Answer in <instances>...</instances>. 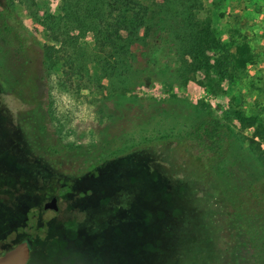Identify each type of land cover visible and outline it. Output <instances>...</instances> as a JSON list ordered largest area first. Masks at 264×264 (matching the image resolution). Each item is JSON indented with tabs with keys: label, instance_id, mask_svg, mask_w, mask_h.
Here are the masks:
<instances>
[{
	"label": "rangeland",
	"instance_id": "1",
	"mask_svg": "<svg viewBox=\"0 0 264 264\" xmlns=\"http://www.w3.org/2000/svg\"><path fill=\"white\" fill-rule=\"evenodd\" d=\"M125 1L133 6L151 4V0ZM63 2L14 0L16 13L32 34L42 42L55 44L57 65L49 79H44L45 92L39 93L43 102L50 103L49 130L56 132L53 137L89 145L103 138L120 142L122 135L137 140L138 135H149L155 121L146 120L141 130L139 117L146 118L151 112L155 116L158 107L127 102L118 105L113 94L168 100L162 106L173 114L180 113L182 122H186L185 117L196 118L207 112L220 114L227 106L235 113L227 123L231 135L228 155L214 166L205 188L183 186L181 181H173L156 170L152 144L163 141L142 144L129 154L101 164L96 171L81 175L76 174L84 169L87 154L60 158L65 161V172L56 170L46 158V193L56 192L55 183L61 177L63 180V193L58 194L62 196L60 213L43 211L45 219L56 216L63 226L56 232L59 237L52 251L70 255L64 261L67 264L73 258L93 264L87 256L92 250L99 253L105 248L110 264H264V140L255 135L257 129L264 128V0H243L239 4L232 0H204L205 9L200 15L210 18V28L220 44L206 51L210 67L206 71L177 68L171 63L174 55L170 53V72L155 70L156 74H147L142 83L124 90L121 80L104 76L97 63L101 53L95 49L94 31L81 35L72 28L59 37L63 41L77 40L85 47V59L78 60L80 68L60 57L64 47L47 37L51 30L40 21L59 16ZM110 21L112 35L143 32L139 25ZM243 41L252 50V62L238 69L231 62L221 64L223 50L233 52ZM132 50L137 52V60L145 62L140 47L132 46ZM163 52H167L166 48ZM35 59L39 60L37 53ZM1 102L0 160L15 162L13 152L18 147H24L27 156L39 155L40 138L33 132L32 122L26 119L23 124L19 119L29 107L7 93ZM160 126L170 130L167 124ZM174 128L181 129V124ZM251 183L261 202L251 196ZM37 190L30 188L26 192L43 194ZM29 215L33 224V213ZM63 235L75 241L73 249H68ZM8 239L5 237L3 242ZM81 248L89 253L84 255ZM49 256L45 264H54L56 256Z\"/></svg>",
	"mask_w": 264,
	"mask_h": 264
},
{
	"label": "trees",
	"instance_id": "2",
	"mask_svg": "<svg viewBox=\"0 0 264 264\" xmlns=\"http://www.w3.org/2000/svg\"><path fill=\"white\" fill-rule=\"evenodd\" d=\"M1 5L0 102L7 93L29 107L19 119L23 124L27 123L26 119L32 122L33 132L40 138L37 146L39 153L45 155L56 170L65 172L62 166L64 160L60 158H69L71 154L88 156V160L83 163L84 169L76 174L81 175L96 171L101 164L129 154L142 144L163 141L152 144L154 151L151 158L156 170L173 181H181L183 186L205 188L214 166L224 161L229 152L231 135L227 123L235 113L230 106L220 114L207 112L196 118L185 117L183 119L186 122H182L179 120L180 113L173 114L162 106L168 100H157L151 96H126V93L113 94L112 98L116 99L118 105L127 102L141 107H158L155 116L151 112L146 118L139 117L138 128L141 130L145 129L146 120L155 121L151 130L148 129L149 135H138V140L122 135L120 142L103 138L101 142L89 145L64 142L58 135L52 136L56 132L49 130L50 103L43 102L39 95L47 87L44 79H49L57 65L55 44L42 42L32 34L16 13L14 0H3ZM201 9H205L204 0H151V4L138 3L136 6L124 0H64L63 12L59 16L40 22L51 30V36L47 37L64 47V54L60 57L76 69L80 68L78 60L86 57L85 47L78 44L77 40L63 41L59 37L65 33L63 31L72 28L81 35L89 30L94 31L95 49L101 53L97 63L104 76L118 77L124 90L137 85V82L142 83L147 74H156L160 69L170 72V53L174 55L171 63L176 64L177 68L186 66L190 71H206L210 67L206 51L220 44L210 28V18L201 17ZM110 19L130 26L139 25L143 32L141 35L133 32L112 35L109 33L113 27ZM132 46L140 47L145 62L136 59L137 52L132 50ZM163 48H166V53H162ZM36 53L39 60L35 59ZM186 57H190V60ZM219 58L224 60L221 64L231 62L232 67L238 69L246 68L252 62L253 54L250 46L243 41L235 46L233 52L223 50ZM82 68H85V64ZM220 71L226 72L223 68ZM178 123L181 129L175 130ZM165 124L169 131L161 129L160 125ZM255 135L264 140V128L257 129ZM172 174L174 177H171ZM249 189L252 191L251 196L261 202L256 197L259 192L253 183ZM260 189L263 190L262 184Z\"/></svg>",
	"mask_w": 264,
	"mask_h": 264
},
{
	"label": "flooded vegetation",
	"instance_id": "3",
	"mask_svg": "<svg viewBox=\"0 0 264 264\" xmlns=\"http://www.w3.org/2000/svg\"><path fill=\"white\" fill-rule=\"evenodd\" d=\"M13 153L17 157L15 162L3 158L0 160V255L26 241L29 246V257L26 264H45L49 255L56 256V259H53L54 264H67L64 261L70 255L64 256L59 251H52V247L59 237L56 232H60L63 226L58 222L56 216L53 220L48 221L43 214V211L46 210L55 214L60 213L59 204L62 201V196L58 194L63 193L62 177L55 183L56 192L53 191L51 195H48L45 190V155L27 156L24 147L15 148ZM25 164H28V167H24ZM36 187L38 193L43 194L40 196L28 195L26 191H29L30 188L36 190ZM25 193L28 197L24 195ZM52 198H56L58 206L56 210L44 207L45 203ZM31 213L35 219L33 224V219L31 220L29 215ZM30 227L32 229H29ZM41 231L44 234H41ZM7 236L9 237L8 241L3 242ZM63 237L68 249L71 247L73 249L75 241L72 238H67L66 235ZM83 248H81L82 253L87 255L89 251L84 252ZM95 253L92 250L90 256H87L88 262L110 264V256L106 248L102 252ZM85 261V259L73 258L69 264H83Z\"/></svg>",
	"mask_w": 264,
	"mask_h": 264
},
{
	"label": "water",
	"instance_id": "4",
	"mask_svg": "<svg viewBox=\"0 0 264 264\" xmlns=\"http://www.w3.org/2000/svg\"><path fill=\"white\" fill-rule=\"evenodd\" d=\"M45 208L58 209L56 198H52L44 205ZM29 257V246L26 241L17 244L0 255V264H26Z\"/></svg>",
	"mask_w": 264,
	"mask_h": 264
},
{
	"label": "crops",
	"instance_id": "5",
	"mask_svg": "<svg viewBox=\"0 0 264 264\" xmlns=\"http://www.w3.org/2000/svg\"><path fill=\"white\" fill-rule=\"evenodd\" d=\"M233 1V3L235 4H239V3H242L243 2V0H232Z\"/></svg>",
	"mask_w": 264,
	"mask_h": 264
}]
</instances>
